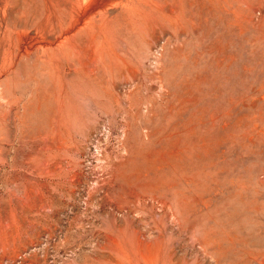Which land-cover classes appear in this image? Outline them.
<instances>
[{
    "label": "rangeland",
    "instance_id": "rangeland-1",
    "mask_svg": "<svg viewBox=\"0 0 264 264\" xmlns=\"http://www.w3.org/2000/svg\"><path fill=\"white\" fill-rule=\"evenodd\" d=\"M79 3L0 0V264H264V0Z\"/></svg>",
    "mask_w": 264,
    "mask_h": 264
},
{
    "label": "bare ground",
    "instance_id": "bare-ground-1",
    "mask_svg": "<svg viewBox=\"0 0 264 264\" xmlns=\"http://www.w3.org/2000/svg\"><path fill=\"white\" fill-rule=\"evenodd\" d=\"M79 2H80V0H78V3ZM79 5H80V3L78 4V6ZM80 28H83V27H80ZM44 96L45 95H43V99H44ZM46 98H47V96H46ZM26 109H27V105H24L23 110L25 111V115L27 114ZM29 110L30 111L28 113H32V110H34V109H32V107L30 108V106H29ZM66 111H68V110H65V112ZM57 113H58V111H57ZM49 126L50 127H45L46 128V131H44L45 133L42 136H41L42 133H40V136H41L40 140L38 139L40 141L39 142L40 152H42V154L44 156L42 163L38 167L39 176L41 177V180H45L51 176L60 175L59 173H61V171H63V170H59V163H61L59 161V159H61V156H59V150L66 146L65 139H64L63 135L60 134L59 130L56 128V125L54 123L50 124ZM1 130L2 129L0 128V165H6L7 159H6L5 144H7V142H8V140H7L8 137L4 135L3 132H5V131L1 132ZM123 132H126V126L125 125L123 127ZM148 133H150L149 130H148ZM118 146H119V150H117V152L114 154V156L110 154L108 146L101 147V149H100V145L98 147L99 148V154L97 155V157H98L97 159H98V162L100 163V166L103 169L102 171L104 172V175H103L104 177L102 178V177L97 176L98 178H97V180H95L96 183H94L93 194L95 195V197L97 199H101L102 197L106 196L108 194L109 190L114 188L116 185H118L119 187L121 186V188H123V189H127V186H125V184H128L127 176H123L121 174L120 177H122V180H120V177L118 175V170H119L118 162L122 161L119 159V156L121 154V153H119V151H123L122 149L126 148L124 141L120 137H119V145ZM39 154L41 155V153H39ZM62 167H63V165H62ZM128 192H129V196L126 197L125 195H122L123 198H121L120 203L116 204V207L119 208V207L125 206L129 210H132L133 204L135 205V203L138 200H140L139 196L134 192V189L131 188L130 184H129V191ZM41 196L42 197H40L39 201L41 203V209L43 210L44 207L47 205V200L43 195H41ZM106 197L108 198V195ZM141 198L146 203L150 202V200L153 203V200H155L157 197L154 193L149 195L145 192L142 194ZM109 199H107V200H109ZM161 199H163V198H161ZM167 202L163 199V204L165 206L168 205ZM262 262H264V261H262Z\"/></svg>",
    "mask_w": 264,
    "mask_h": 264
}]
</instances>
